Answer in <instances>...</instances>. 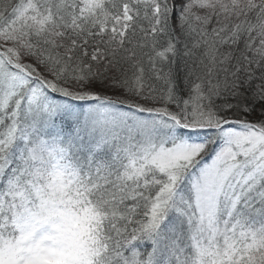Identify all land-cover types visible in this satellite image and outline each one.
Listing matches in <instances>:
<instances>
[{
  "label": "snow or ice",
  "instance_id": "1",
  "mask_svg": "<svg viewBox=\"0 0 264 264\" xmlns=\"http://www.w3.org/2000/svg\"><path fill=\"white\" fill-rule=\"evenodd\" d=\"M0 264H264V0H0Z\"/></svg>",
  "mask_w": 264,
  "mask_h": 264
}]
</instances>
